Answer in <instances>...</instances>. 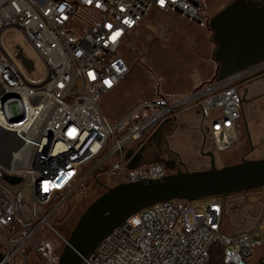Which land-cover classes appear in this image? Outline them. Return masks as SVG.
<instances>
[{
    "label": "built area",
    "instance_id": "1",
    "mask_svg": "<svg viewBox=\"0 0 264 264\" xmlns=\"http://www.w3.org/2000/svg\"><path fill=\"white\" fill-rule=\"evenodd\" d=\"M152 8L200 26L209 22L198 0H163V5L160 0H0V35L9 27L20 30L47 70L42 83L29 84L0 44V252L7 264H25L24 248H36L41 226L57 234L51 218L91 174L112 172L114 186L165 176L160 164L129 170L125 160L131 144L164 120L196 109L208 120L203 130L218 149L237 140L240 84L262 62L182 98L144 100L112 125L101 114L100 97L129 72L116 54ZM201 200L200 213L199 200L176 199L137 212L103 239L85 264H209L216 243L222 264H246L264 222L225 235V199Z\"/></svg>",
    "mask_w": 264,
    "mask_h": 264
},
{
    "label": "rangeland",
    "instance_id": "2",
    "mask_svg": "<svg viewBox=\"0 0 264 264\" xmlns=\"http://www.w3.org/2000/svg\"><path fill=\"white\" fill-rule=\"evenodd\" d=\"M198 1L202 9L201 14L209 21L230 0ZM201 27L176 12L164 13L154 8L149 11L143 22L138 24L133 32L129 33L125 43L116 54L128 66V74L114 90L102 95L98 101L100 112L109 124H115L122 119L133 107L144 101L145 96L149 93L151 96L153 95V98H157L156 95L159 92L160 95H165L168 99H174L190 95L201 87L200 85L191 88L199 82L200 75L198 74H202L206 66V61L203 58L208 52V47L203 44L204 39L201 37L198 40H192V36L195 38V35L201 32ZM0 44L9 57L12 58L26 82L37 85L44 81L47 72L46 67L20 30L14 27L4 29L0 35ZM16 46L20 47L23 56L32 62L33 70L31 72H28L16 58ZM246 108L245 110H247ZM180 116L177 117L176 121V125L180 126L176 132L177 140L174 145L187 152L192 150V147H198L201 137L196 130L197 127H194L192 123L189 125L184 122L187 119L183 118L186 117ZM207 123L208 120H205L204 124L207 125ZM238 129L239 131L242 129L241 121L238 122ZM147 135L148 133L145 136ZM141 141L131 144L134 151L140 146ZM192 144L195 145L192 146ZM243 151L237 141L218 151L219 167L238 163ZM253 157L264 159V148ZM203 163L202 161L197 162V164L190 167V170L202 168ZM88 166H85V171L88 170ZM115 177L116 175L112 172H98L88 176L79 188L67 198L59 212L51 218L50 225L53 226L59 216L64 214L68 215L67 225H72V229L85 209L104 193V188L98 187L99 183L107 185L106 188L114 187L111 182ZM259 190H252L253 197L248 199L241 196V194H237L225 200V217L222 220V230L225 234L246 232L255 225V222L246 223L248 221L246 220V213H248V210L257 207ZM23 198L28 199L25 194ZM197 203L196 212L200 213L203 210L205 201L199 200ZM257 212L258 208L255 209V216L258 214ZM262 221L264 222V216ZM55 231L60 237L46 226H41L36 231L35 238L37 239L34 240L36 248L32 246L35 250L30 246L24 248V251H26L24 257L27 259V264L46 263L43 260V255L38 251V245L42 242L46 243L47 246H51L52 250L57 252V255L60 254L64 247V239H67L68 236L66 230L62 232ZM260 234H263V230L260 231ZM33 250L36 251L37 255L34 254ZM18 259H15L16 263L19 262Z\"/></svg>",
    "mask_w": 264,
    "mask_h": 264
},
{
    "label": "water",
    "instance_id": "3",
    "mask_svg": "<svg viewBox=\"0 0 264 264\" xmlns=\"http://www.w3.org/2000/svg\"><path fill=\"white\" fill-rule=\"evenodd\" d=\"M207 28L215 45L212 57L217 70L213 81L223 80L264 61V13L249 1H234L213 16ZM16 49V58L28 72L31 71L32 62L23 56L20 47ZM169 123L166 119L160 126ZM144 150V146L137 151L126 150L127 169L143 164ZM210 157L207 169L195 171L187 170L183 162L165 164L154 160L152 163L162 164L168 171L165 176L104 188V193L85 209L64 239L57 264H85L99 243L116 227L154 204L174 199L187 202L210 197L225 199L232 194L264 187V159L243 160L218 168ZM2 178L9 183L18 182L16 178ZM0 264H7L1 252Z\"/></svg>",
    "mask_w": 264,
    "mask_h": 264
},
{
    "label": "flooded vegetation",
    "instance_id": "4",
    "mask_svg": "<svg viewBox=\"0 0 264 264\" xmlns=\"http://www.w3.org/2000/svg\"><path fill=\"white\" fill-rule=\"evenodd\" d=\"M234 1L236 0H230L224 8L232 4ZM246 1H249L255 6V9L264 13V0ZM262 64L263 65L259 71L248 75L240 84L242 102L239 121H241L242 129L239 131L237 125L238 136L236 141L244 151L240 155L238 163L243 160H259L253 156H256L264 148V61ZM245 107H247V110H245ZM176 121L177 117L172 118L169 124L164 127L159 126L155 128L150 134L143 138L139 144L140 146L135 150L137 151L143 146L145 147L143 152L144 161L142 163L148 164V162H152L154 160L165 164H168L170 161H174L175 164L183 162L186 169L189 170V164H197V162L202 161L204 162V166L200 169H207L210 164L211 155L214 159L216 167L220 168L218 165L219 159L217 155V152L220 151V149H218L211 136L204 132L202 127L196 128L201 137V141L198 143L197 148L192 147L193 149L190 148L192 150L185 152L182 151L181 148L174 145L177 140L176 132L179 130L178 128L180 126L176 125ZM168 129L169 131H167ZM194 145L192 144V146ZM160 165L163 167L162 164ZM178 168L179 167H177L176 170ZM164 170L167 174L168 171L165 168ZM106 186L107 185L105 184L99 183L98 187L103 189L106 188ZM259 191L260 194L257 195L258 205H256V208H258V214L255 216L256 208L248 210V213H246V220H248L246 222L247 224L251 222L256 223L258 220H262L264 216V187L260 188ZM237 194H241L244 198L247 197L246 199L253 197L251 191L232 194L228 197ZM228 197H226L225 200ZM246 264H264V228L263 234H259L258 238L254 241L246 260Z\"/></svg>",
    "mask_w": 264,
    "mask_h": 264
},
{
    "label": "crops",
    "instance_id": "5",
    "mask_svg": "<svg viewBox=\"0 0 264 264\" xmlns=\"http://www.w3.org/2000/svg\"><path fill=\"white\" fill-rule=\"evenodd\" d=\"M162 12L167 13L169 11H162ZM201 37L205 41L203 44H205L208 47V52L206 53V55L203 58L206 61V66L203 69L202 74H198V75H200L199 82L197 84H195L191 88H196V87H198L200 85L203 86L204 84L209 83L210 81H212L214 79V77H215V73H216V70H217V64L213 60V57H212L213 56V51L215 49V45L211 41V33L208 30V28L202 26L201 27V32L200 33L198 32V35H195V38H197V39H195L194 36H192V40L193 39L194 40H198ZM152 96H151L150 93L147 94L145 96L146 97L145 100L154 99ZM156 96L159 97V96H165V95H160L159 92H158ZM180 115L183 116V117H186V118H183V119H187L184 122L188 123L189 125H191V123H192V125L194 127H197V128L202 127V129H203L205 127L203 117L200 114V112L198 110H196V109L189 108V109L183 110L182 112H180L179 114H177L176 117H178ZM187 116H188V118H187ZM193 165H195V164H189L188 165L189 171L204 170V169H195V168L190 170V167L193 166Z\"/></svg>",
    "mask_w": 264,
    "mask_h": 264
},
{
    "label": "trees",
    "instance_id": "6",
    "mask_svg": "<svg viewBox=\"0 0 264 264\" xmlns=\"http://www.w3.org/2000/svg\"><path fill=\"white\" fill-rule=\"evenodd\" d=\"M158 11H161V10H158ZM202 11V9H201ZM143 22V21H142ZM134 30V29H133ZM133 30L129 31L127 33V35L125 36V39H124V42L123 44L125 43L126 41V38L127 36L129 35V33L133 32ZM213 81V80H212ZM212 81H210L209 83H211ZM160 97H165V96H160ZM152 162H148V164H151ZM79 188V187H78ZM75 192V191H74ZM73 192V193H74ZM72 193V194H73ZM71 194V195H72ZM70 195V196H71ZM69 196V197H70ZM68 197V198H69ZM225 217V214L223 215V218ZM223 220V219H222ZM68 215H64V214H61L58 218V220H56L54 222V225L52 226L55 230H58V231H63V230H66V235L69 236V233L71 231V226H68ZM256 224V223H255ZM73 228V227H72ZM223 228V227H222ZM222 233L225 234L223 232V230L221 229ZM248 232V231H246ZM240 233H245L244 232H240ZM240 233H234V234H225V235H236V234H240ZM24 234L21 233V237H23ZM37 238H35L34 236V240H36ZM26 246H30L32 249H34L30 244L26 245ZM26 248V247H25ZM38 251H40L41 255H43L44 259L45 260V264H57V260H58V256L59 254L57 255V252L53 251L51 246H47L46 243L42 242L40 245H38ZM35 250V249H34ZM34 254H36L34 251ZM23 254L26 256V251H23ZM37 255V254H36ZM209 257H210V262L209 264H222V247L220 244L216 243L214 244L210 251H209ZM27 260V259H26ZM26 264H27V261H26Z\"/></svg>",
    "mask_w": 264,
    "mask_h": 264
},
{
    "label": "snow or ice",
    "instance_id": "7",
    "mask_svg": "<svg viewBox=\"0 0 264 264\" xmlns=\"http://www.w3.org/2000/svg\"><path fill=\"white\" fill-rule=\"evenodd\" d=\"M161 4L163 5V0H160ZM116 35H119V32L116 33Z\"/></svg>",
    "mask_w": 264,
    "mask_h": 264
}]
</instances>
